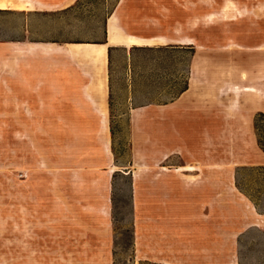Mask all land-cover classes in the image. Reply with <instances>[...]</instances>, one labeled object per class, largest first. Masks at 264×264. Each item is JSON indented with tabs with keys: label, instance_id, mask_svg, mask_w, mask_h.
Here are the masks:
<instances>
[{
	"label": "rangeland",
	"instance_id": "1",
	"mask_svg": "<svg viewBox=\"0 0 264 264\" xmlns=\"http://www.w3.org/2000/svg\"><path fill=\"white\" fill-rule=\"evenodd\" d=\"M5 1L0 264H264V0Z\"/></svg>",
	"mask_w": 264,
	"mask_h": 264
},
{
	"label": "bare ground",
	"instance_id": "2",
	"mask_svg": "<svg viewBox=\"0 0 264 264\" xmlns=\"http://www.w3.org/2000/svg\"><path fill=\"white\" fill-rule=\"evenodd\" d=\"M10 5H11V2L9 3L5 0H0V10L5 9L7 8V6H10ZM154 41H157V39L156 38H143L140 36L127 34L123 32L121 27L118 28V27L112 26V24H108L107 25V37H106L105 43L103 44H93V43L72 44L71 46L73 47L74 51H79V50L80 52L84 51L85 53L84 56L89 58L90 61H92L93 64L95 65L96 85L94 87L97 93V98L101 101L104 97V89H105V86H104L105 80H104V77H102L101 72L104 69V65L106 62L107 46L109 45H115V46L120 45L124 47L140 46V45L151 44ZM181 43H184V42H181ZM245 90H250V89L245 88ZM187 169L191 170L192 168H187Z\"/></svg>",
	"mask_w": 264,
	"mask_h": 264
},
{
	"label": "trees",
	"instance_id": "3",
	"mask_svg": "<svg viewBox=\"0 0 264 264\" xmlns=\"http://www.w3.org/2000/svg\"><path fill=\"white\" fill-rule=\"evenodd\" d=\"M186 89H187V88H184V89L182 90V92H184ZM261 116L264 117V115H262V114H261ZM258 144L260 145V148H261V150H262L263 153H264V145H263L262 141H259V140H258Z\"/></svg>",
	"mask_w": 264,
	"mask_h": 264
}]
</instances>
